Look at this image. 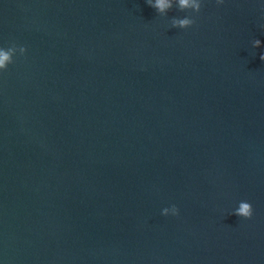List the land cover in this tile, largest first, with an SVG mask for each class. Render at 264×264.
Wrapping results in <instances>:
<instances>
[{
	"label": "water",
	"instance_id": "water-1",
	"mask_svg": "<svg viewBox=\"0 0 264 264\" xmlns=\"http://www.w3.org/2000/svg\"><path fill=\"white\" fill-rule=\"evenodd\" d=\"M12 44L0 264H264V0H0Z\"/></svg>",
	"mask_w": 264,
	"mask_h": 264
},
{
	"label": "clouds",
	"instance_id": "clouds-1",
	"mask_svg": "<svg viewBox=\"0 0 264 264\" xmlns=\"http://www.w3.org/2000/svg\"><path fill=\"white\" fill-rule=\"evenodd\" d=\"M223 0H216L217 4L222 3ZM148 6L154 8L157 14L164 16L167 12L175 7L180 11L191 10L192 13H199L201 9V0H146ZM172 28L187 29L195 24V20L189 16L184 18L173 17L170 21ZM254 48L261 46V41L259 39L252 42ZM19 52L23 55L26 51L24 47H19L12 44L7 49L0 48V72L6 71L7 66L13 63V56ZM259 59L264 61V52L261 53ZM169 213L171 215H177L178 209L175 205L171 208H164L161 215L167 216ZM232 215H236L239 218L250 219L252 216V206L249 202L241 201L238 207L234 210Z\"/></svg>",
	"mask_w": 264,
	"mask_h": 264
}]
</instances>
